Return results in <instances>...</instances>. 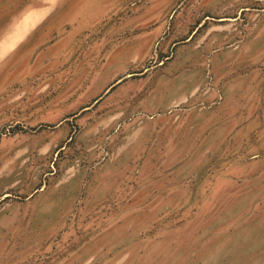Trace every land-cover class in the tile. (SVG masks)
I'll return each instance as SVG.
<instances>
[{"label": "rangeland", "instance_id": "374dc122", "mask_svg": "<svg viewBox=\"0 0 264 264\" xmlns=\"http://www.w3.org/2000/svg\"><path fill=\"white\" fill-rule=\"evenodd\" d=\"M0 264H264V0H0Z\"/></svg>", "mask_w": 264, "mask_h": 264}]
</instances>
